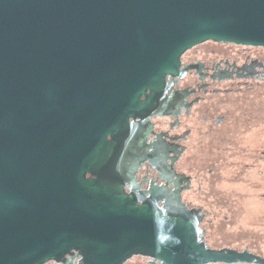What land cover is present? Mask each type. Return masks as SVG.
Here are the masks:
<instances>
[{
	"label": "water",
	"instance_id": "water-1",
	"mask_svg": "<svg viewBox=\"0 0 264 264\" xmlns=\"http://www.w3.org/2000/svg\"><path fill=\"white\" fill-rule=\"evenodd\" d=\"M208 39L264 46V0H0V264H264L206 247L179 203L135 204L115 172L127 118Z\"/></svg>",
	"mask_w": 264,
	"mask_h": 264
},
{
	"label": "flooded vegetation",
	"instance_id": "flooded-vegetation-1",
	"mask_svg": "<svg viewBox=\"0 0 264 264\" xmlns=\"http://www.w3.org/2000/svg\"><path fill=\"white\" fill-rule=\"evenodd\" d=\"M179 61L181 73L165 76L168 85L151 96L138 116L127 118L129 128L117 140L115 172L122 181V191L138 205L181 204L199 219L198 237L206 247L247 249L264 257L248 246L210 245L208 230L218 222L217 214L206 209L209 205L228 206L215 199L214 189L220 179L219 143L226 133L230 135L242 101L264 85V46L208 39L185 49ZM147 93L149 90L139 99L144 100ZM257 160L260 185L264 187V150ZM209 197L212 202H208ZM261 197L264 201V192ZM223 221L232 224L227 216ZM76 252L71 250L64 255L67 263L49 259L41 264H74L79 258ZM122 264L162 263L150 256L132 254Z\"/></svg>",
	"mask_w": 264,
	"mask_h": 264
},
{
	"label": "rangeland",
	"instance_id": "rangeland-1",
	"mask_svg": "<svg viewBox=\"0 0 264 264\" xmlns=\"http://www.w3.org/2000/svg\"><path fill=\"white\" fill-rule=\"evenodd\" d=\"M255 90L240 104L241 111L235 114L230 135L226 133L219 143L220 179L214 192L215 199L228 206L209 205L206 209L217 214L218 222L208 230L210 245L248 246L264 255V187L260 185L257 160L264 150V85ZM212 197L208 202H212ZM224 216L231 225L230 221L223 223Z\"/></svg>",
	"mask_w": 264,
	"mask_h": 264
}]
</instances>
